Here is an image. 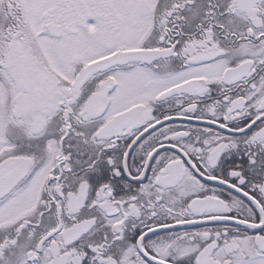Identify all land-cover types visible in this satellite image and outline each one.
<instances>
[{
    "label": "snow or ice",
    "instance_id": "obj_1",
    "mask_svg": "<svg viewBox=\"0 0 264 264\" xmlns=\"http://www.w3.org/2000/svg\"><path fill=\"white\" fill-rule=\"evenodd\" d=\"M0 264H264V0H0Z\"/></svg>",
    "mask_w": 264,
    "mask_h": 264
}]
</instances>
